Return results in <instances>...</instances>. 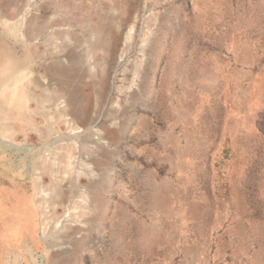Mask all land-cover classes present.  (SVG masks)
I'll use <instances>...</instances> for the list:
<instances>
[{
  "label": "rangeland",
  "instance_id": "obj_1",
  "mask_svg": "<svg viewBox=\"0 0 264 264\" xmlns=\"http://www.w3.org/2000/svg\"><path fill=\"white\" fill-rule=\"evenodd\" d=\"M0 17L30 61L0 90V248L25 223L7 148L75 135L13 175L48 196L36 244L0 264H264V0H0Z\"/></svg>",
  "mask_w": 264,
  "mask_h": 264
},
{
  "label": "crops",
  "instance_id": "obj_2",
  "mask_svg": "<svg viewBox=\"0 0 264 264\" xmlns=\"http://www.w3.org/2000/svg\"><path fill=\"white\" fill-rule=\"evenodd\" d=\"M56 73L58 74V76L55 74H52V78H56V77L61 78V75L62 76L65 75V74H61L60 71ZM57 95L63 96V97L65 96L67 100H70L69 98H70V95H72V93L69 92V88H68L66 91L63 90L61 93H58ZM67 108H68V105H67ZM67 110H69V108ZM66 114H67L66 119H69L72 117L71 115H69L68 112ZM42 129H43V126L33 127V130L37 132L39 131L38 133H40ZM10 169H11L9 170L10 173L6 172L7 174H5L7 176V180L2 185V188H3L2 191L5 192V195L11 196L12 197L11 199L16 201V207L18 208V210H20L19 216L20 218H23L25 220V223H23L21 226H19L15 230L13 237L11 236V238L13 239L15 238L16 240H13L12 242V241H7L6 238L3 239L4 242H3V245H1L0 251L2 249L4 255L5 253H10V251H16V253L20 255L22 253L24 254L27 253L28 251L26 250L27 246L31 248L36 244L35 243L36 234L34 233L33 228L35 227L34 218H38L37 212H36L37 205L34 201L32 194L30 193L28 182L17 183L19 187L18 186L16 187V185H12V180H14L13 175H19L20 179H22L23 176L20 175V172L14 173L13 167ZM31 188H32V185H31ZM28 220H29V223H28ZM11 245H13V247Z\"/></svg>",
  "mask_w": 264,
  "mask_h": 264
},
{
  "label": "water",
  "instance_id": "obj_3",
  "mask_svg": "<svg viewBox=\"0 0 264 264\" xmlns=\"http://www.w3.org/2000/svg\"><path fill=\"white\" fill-rule=\"evenodd\" d=\"M4 20L0 17V90L29 74V56L23 49V43L12 33L2 27Z\"/></svg>",
  "mask_w": 264,
  "mask_h": 264
},
{
  "label": "built area",
  "instance_id": "obj_4",
  "mask_svg": "<svg viewBox=\"0 0 264 264\" xmlns=\"http://www.w3.org/2000/svg\"><path fill=\"white\" fill-rule=\"evenodd\" d=\"M74 136L75 135L73 134V132L69 130H65L62 132L59 131V133L54 131V133H50L51 140L49 142H45V138H43L44 140L42 141H40L38 138L36 143H34V145L22 143V144H18L17 146H13V147L11 146L6 148L12 151V155H14V158L19 154L17 158H15L18 159V162H21L20 161L21 158H19L20 155L25 156L26 162L21 163L20 166H18V168H20L21 170L20 175L23 176V178H27L31 176V173H33L32 169L26 167L28 163H31L30 161L31 154H34L36 151H38L39 155L49 157V154L52 153L53 148L55 150L62 139H64L65 141V139H70L71 137ZM93 138L97 141H101L98 134H96ZM10 162H13V160H11Z\"/></svg>",
  "mask_w": 264,
  "mask_h": 264
},
{
  "label": "bare ground",
  "instance_id": "obj_5",
  "mask_svg": "<svg viewBox=\"0 0 264 264\" xmlns=\"http://www.w3.org/2000/svg\"><path fill=\"white\" fill-rule=\"evenodd\" d=\"M56 3V2H55ZM67 37V36H66ZM67 39V38H66ZM10 89H13L12 87H9ZM8 88V89H9ZM7 89V88H6ZM47 100H48V98H47ZM62 115V114H61ZM49 118L50 119H52L51 118V116H49ZM65 121V120H64ZM73 129H70V131H72ZM66 150V149H65ZM68 150V149H67ZM52 152H54V151H52ZM65 153V155H66V153H67V151L66 152H64ZM52 153H50V155H51ZM67 161L64 163V171H63V173H64V176L66 177L67 176V174L69 173V172H71L70 171V168H71V161H70V154H69V152L67 153ZM61 158V157H60ZM59 181V180H58ZM35 190H37V193H36V201H37V205L39 206V207H41L42 208V206L45 204L44 203V196L45 195H47V193L45 192V191H43L40 187H37ZM48 196V195H47ZM46 197V196H45ZM69 215H70V212H68L66 215H65V218H68L69 217ZM64 216V215H63ZM45 217V216H44ZM51 219V218H50ZM44 220V219H43ZM50 222V221H49ZM49 222H47L46 221V218H45V223L43 224L44 225V229L45 228H47L48 226H49ZM57 223H58V221H55V226L57 225Z\"/></svg>",
  "mask_w": 264,
  "mask_h": 264
},
{
  "label": "trees",
  "instance_id": "obj_6",
  "mask_svg": "<svg viewBox=\"0 0 264 264\" xmlns=\"http://www.w3.org/2000/svg\"><path fill=\"white\" fill-rule=\"evenodd\" d=\"M219 166H221V164H217V168H219Z\"/></svg>",
  "mask_w": 264,
  "mask_h": 264
}]
</instances>
